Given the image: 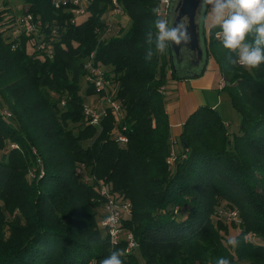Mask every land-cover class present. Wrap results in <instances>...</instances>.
<instances>
[{
  "label": "trees",
  "instance_id": "1",
  "mask_svg": "<svg viewBox=\"0 0 264 264\" xmlns=\"http://www.w3.org/2000/svg\"><path fill=\"white\" fill-rule=\"evenodd\" d=\"M120 2L126 26L110 19L112 0L79 22L71 4L0 0V264H100L117 249L123 264H264V63L241 66L219 26L205 27L239 126L200 106L176 150L165 91L178 78L158 0ZM27 14L34 32L17 21ZM90 64L115 88L98 90ZM89 105L104 107L97 124ZM111 197L130 205L117 244L102 224ZM222 210L237 217H214Z\"/></svg>",
  "mask_w": 264,
  "mask_h": 264
},
{
  "label": "clouds",
  "instance_id": "2",
  "mask_svg": "<svg viewBox=\"0 0 264 264\" xmlns=\"http://www.w3.org/2000/svg\"><path fill=\"white\" fill-rule=\"evenodd\" d=\"M214 3L213 20L219 26L223 36V47L238 51V63L248 69L264 63V0H208ZM159 40L179 42L175 31H168L165 22H157ZM255 34L254 46L245 43L246 36ZM161 46H163L161 44ZM230 245H237L235 238L229 239ZM122 250H113L100 264H123ZM219 264H229L227 259H220Z\"/></svg>",
  "mask_w": 264,
  "mask_h": 264
},
{
  "label": "water",
  "instance_id": "3",
  "mask_svg": "<svg viewBox=\"0 0 264 264\" xmlns=\"http://www.w3.org/2000/svg\"><path fill=\"white\" fill-rule=\"evenodd\" d=\"M208 0H172L166 24L177 33L178 43L167 39L173 59V73L178 79L195 78L205 72L209 58L205 23Z\"/></svg>",
  "mask_w": 264,
  "mask_h": 264
},
{
  "label": "built area",
  "instance_id": "4",
  "mask_svg": "<svg viewBox=\"0 0 264 264\" xmlns=\"http://www.w3.org/2000/svg\"><path fill=\"white\" fill-rule=\"evenodd\" d=\"M95 0H54V3L57 7H63L68 5H73V11L75 13V17L73 22L83 21L87 16L88 8ZM172 0H158L157 6V15L161 18L162 22L167 24L168 16H169V8ZM111 20L116 19L117 16H126V10L120 0H112V8H111ZM19 25L27 32H34L36 30L34 24V18L31 14H27L24 16H19L17 19ZM110 30V29H109ZM90 68L92 69V76H89V80L95 83V86L100 91H107L108 88H115L109 79L106 78L105 73L101 68L95 67L93 64H90ZM105 101L110 102L116 109L119 108L116 102L111 100V96L109 93L105 94L103 97ZM103 110L100 111L98 107L87 106L86 114L90 117L92 123L97 124L100 121L102 115L105 114V110L103 106H100ZM122 140H127L126 137H121ZM174 159V158H173ZM173 159L170 158V161ZM103 194H107V190H103ZM129 203H124L121 205L120 202L115 201L114 198L109 199V203L106 206L107 215L103 221V226L108 229L110 240L113 244H117L120 238L123 235L124 228L122 227V219L123 217L129 213ZM127 209V210H126ZM128 240V248L127 251L134 249L137 246L136 240L132 233L127 234Z\"/></svg>",
  "mask_w": 264,
  "mask_h": 264
},
{
  "label": "crops",
  "instance_id": "5",
  "mask_svg": "<svg viewBox=\"0 0 264 264\" xmlns=\"http://www.w3.org/2000/svg\"><path fill=\"white\" fill-rule=\"evenodd\" d=\"M215 5L212 3L211 8L206 16L205 27L209 30L214 24L213 9ZM212 65L207 66L205 73L198 78L189 79H172L168 82L167 89V110L172 125V138L177 141L182 133L183 125L188 117L200 106L209 105L216 107L217 104L211 102L212 94L204 93V90L214 91L213 76L218 75V66L215 60L210 59ZM210 66V67H209ZM209 67V68H208ZM219 76V75H218ZM220 80V79H219ZM218 92V97L222 98ZM226 119V118H225ZM178 147V144L176 146Z\"/></svg>",
  "mask_w": 264,
  "mask_h": 264
},
{
  "label": "rangeland",
  "instance_id": "6",
  "mask_svg": "<svg viewBox=\"0 0 264 264\" xmlns=\"http://www.w3.org/2000/svg\"><path fill=\"white\" fill-rule=\"evenodd\" d=\"M17 7H21L20 5L19 6H15V10ZM85 18V17H83ZM119 21L122 22V24L124 26H126L129 22H130V19L127 17V16H117V18ZM212 61L209 62V65H212ZM210 67V66H209ZM208 67V68H209ZM208 71V69H207ZM213 86H214V91H209V90H204V93L207 94L208 96L210 95V92H211V96H212V101L213 103H216L217 106L215 107L216 109H218V111L220 112V114L226 118V120H228L229 122V125H230V129L231 131H234V130H238V126H239V121H240V117H239V114L237 113V111L233 108L231 102L229 101L228 98H225V96L223 95L222 98L218 97V92H217V89L219 88V86H223L225 84L224 81H220L219 80V76L218 75H215L213 76ZM166 93L168 92V89H166L165 91ZM175 149L177 150L176 146L178 144V142L175 140ZM0 155H1V152H0ZM174 154L171 156V159L174 158ZM116 201V200H115ZM118 202V201H117ZM109 202H106V204H108ZM120 203L121 205L124 204V201L120 200ZM129 211H130V207L128 208ZM127 210V209H126ZM217 210V209H216ZM225 215H228V221L230 222V219H233V218H236L237 217V211L234 210L233 212L231 213H227L225 211H216L214 213V217L215 216H220L221 218H224L223 216ZM136 248V247H134ZM132 251V250H131ZM127 252H130V251H127ZM242 264H248L246 262L242 263Z\"/></svg>",
  "mask_w": 264,
  "mask_h": 264
}]
</instances>
